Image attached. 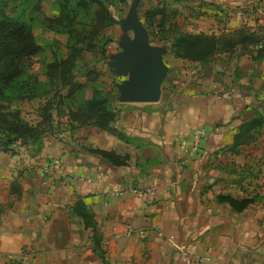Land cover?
Segmentation results:
<instances>
[{
	"label": "crops",
	"instance_id": "0c3cea01",
	"mask_svg": "<svg viewBox=\"0 0 264 264\" xmlns=\"http://www.w3.org/2000/svg\"><path fill=\"white\" fill-rule=\"evenodd\" d=\"M142 1V14L166 6L170 38L181 30L178 20L195 22L197 29L181 30L192 33L264 23V0H131L120 18L141 15ZM169 55L155 101L111 103L127 140L69 116L92 97L87 84L68 103L52 105L39 143L0 149V264H185L177 243L205 255V264H264V122L231 148L242 121L264 120V58L238 50L201 64ZM201 126L208 133L198 151H183L179 141ZM88 147L128 159L114 165ZM152 184L154 195L132 190ZM219 194L253 199L236 210ZM77 201L95 229L75 213Z\"/></svg>",
	"mask_w": 264,
	"mask_h": 264
},
{
	"label": "trees",
	"instance_id": "16d2710c",
	"mask_svg": "<svg viewBox=\"0 0 264 264\" xmlns=\"http://www.w3.org/2000/svg\"><path fill=\"white\" fill-rule=\"evenodd\" d=\"M11 1L14 0H0V149L13 153L12 146L19 140L39 143L51 128L52 105L68 103L89 82L93 89L92 97L79 104L75 112H69V116L81 122L89 121L97 128L127 140L113 124L116 112L111 105L114 98L112 92L104 91L97 84L93 69L81 74L84 80L76 71L84 55L96 50L104 29L118 23L110 10V2L115 0H56L57 14L45 16L41 22L46 28L67 35L66 52L60 55L54 51L51 60L44 64V73L48 79L46 83L40 82L37 75L30 71L34 56L41 50L33 32L36 14L30 11L25 17V7L20 5L15 14L9 15L6 10ZM35 5L38 7L37 2ZM143 18L146 24H155L156 33L167 37L169 51L176 58L205 64L238 50L246 53L251 60L264 58V23L253 26L244 24L219 33L175 31L176 34L170 38L167 24L171 15L164 4L158 2L145 10ZM62 89L65 91L62 92ZM34 98L44 101L38 104V119L30 122L21 115L18 108L13 107V103ZM263 122L261 116L242 121L237 127L231 148L249 141L253 130ZM87 149L114 165H124L128 159L127 155H119L113 150ZM217 199L240 210L253 198L236 199L219 194ZM74 211L86 225L94 226L92 213L82 201L75 203ZM93 240L98 249L99 237L96 232ZM99 254L103 257L102 251L99 250Z\"/></svg>",
	"mask_w": 264,
	"mask_h": 264
},
{
	"label": "rangeland",
	"instance_id": "374dc122",
	"mask_svg": "<svg viewBox=\"0 0 264 264\" xmlns=\"http://www.w3.org/2000/svg\"><path fill=\"white\" fill-rule=\"evenodd\" d=\"M36 2L38 7L35 5ZM130 2L131 0H115L110 2V10L118 18V23L104 29L101 38L97 42L98 47L96 50L86 53L83 59L78 62L76 68L81 80H84V75L81 74H85L87 70L93 69L97 78V84L103 87L104 90L112 92L114 97L112 102L116 99L115 97H118L117 100L119 99L121 86L130 79V65H126L123 54L128 46L137 44V39L134 32L130 29L127 19L124 18L122 20L119 15L120 11H123L125 15ZM20 5L25 7V17L30 11L34 15L36 14V19L33 21V32L41 46V50L34 57V63L30 71L42 79L45 77L44 64L51 60L54 51L60 55L66 52L67 35L54 32L46 28L41 22L43 17L57 14L56 0H14L8 4L7 13L9 15L15 14ZM146 5H148L147 2H141V15H137L136 20L146 33L149 45L159 50L160 58L164 65L171 67L167 37L162 33H156L155 24H146L142 18V10ZM178 22L181 30L188 28L197 29L195 22L190 23L181 20H178ZM101 49L105 51L103 52ZM167 71L169 75L166 77V81L164 80V85L171 88L174 84L173 70L168 69ZM47 81L45 80L44 83ZM243 85L244 87H249L247 83ZM38 100V98L21 100L14 102L13 107L18 108L21 115L28 121L34 122L38 119Z\"/></svg>",
	"mask_w": 264,
	"mask_h": 264
},
{
	"label": "water",
	"instance_id": "95a60500",
	"mask_svg": "<svg viewBox=\"0 0 264 264\" xmlns=\"http://www.w3.org/2000/svg\"><path fill=\"white\" fill-rule=\"evenodd\" d=\"M136 2L134 0V6ZM127 21L137 44L128 46L123 54L126 65H130V79L121 86L119 99L152 102L159 96L166 67L160 58V51L149 45L147 35L136 18L131 17Z\"/></svg>",
	"mask_w": 264,
	"mask_h": 264
},
{
	"label": "built area",
	"instance_id": "2783aa9c",
	"mask_svg": "<svg viewBox=\"0 0 264 264\" xmlns=\"http://www.w3.org/2000/svg\"><path fill=\"white\" fill-rule=\"evenodd\" d=\"M217 95H220V92H216ZM208 129L205 127H198L194 129L191 139L188 142L186 139H181L179 141L180 148L185 152H197L200 147V141L201 139L207 135ZM134 192L140 193V195H154L157 192V187L155 185H148L141 189L134 190ZM123 190H120L122 192ZM159 235H161V232H158ZM176 249L181 252V255L183 256V259L185 261V264H205L206 262V256L205 255H194L188 250V246L185 243H177ZM27 257V254L23 253L21 255L20 262L24 261Z\"/></svg>",
	"mask_w": 264,
	"mask_h": 264
}]
</instances>
